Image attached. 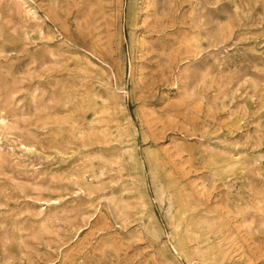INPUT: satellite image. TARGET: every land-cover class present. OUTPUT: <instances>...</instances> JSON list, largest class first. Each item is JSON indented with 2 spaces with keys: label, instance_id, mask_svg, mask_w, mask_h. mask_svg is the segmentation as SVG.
<instances>
[{
  "label": "rangeland",
  "instance_id": "1",
  "mask_svg": "<svg viewBox=\"0 0 264 264\" xmlns=\"http://www.w3.org/2000/svg\"><path fill=\"white\" fill-rule=\"evenodd\" d=\"M0 264H264V0H0Z\"/></svg>",
  "mask_w": 264,
  "mask_h": 264
}]
</instances>
